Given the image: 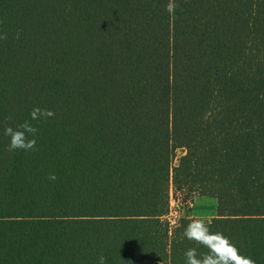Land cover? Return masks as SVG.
I'll return each mask as SVG.
<instances>
[{
  "label": "trees",
  "instance_id": "trees-1",
  "mask_svg": "<svg viewBox=\"0 0 264 264\" xmlns=\"http://www.w3.org/2000/svg\"><path fill=\"white\" fill-rule=\"evenodd\" d=\"M188 250L264 264V0H0V264Z\"/></svg>",
  "mask_w": 264,
  "mask_h": 264
},
{
  "label": "rangeland",
  "instance_id": "rangeland-1",
  "mask_svg": "<svg viewBox=\"0 0 264 264\" xmlns=\"http://www.w3.org/2000/svg\"><path fill=\"white\" fill-rule=\"evenodd\" d=\"M180 155L181 153H179ZM176 198L177 200H175ZM176 198L171 201L170 214L164 218V220H169V224L173 228L183 218L189 219L193 223L206 224L218 215L215 198L196 196L192 202H188L185 196L181 194H178ZM154 264L162 263L156 262Z\"/></svg>",
  "mask_w": 264,
  "mask_h": 264
},
{
  "label": "clouds",
  "instance_id": "clouds-1",
  "mask_svg": "<svg viewBox=\"0 0 264 264\" xmlns=\"http://www.w3.org/2000/svg\"><path fill=\"white\" fill-rule=\"evenodd\" d=\"M174 5L170 2L167 5L166 10L171 13L174 9ZM11 147H23L22 145H17L15 141H13ZM185 236H187L189 239H196L200 240L202 242L207 243V236H208V230L202 223H193L188 226V228L185 230ZM209 247L212 248V251L216 253L217 257H219L221 254L225 252V249L223 247H212V245H209ZM185 255L188 257L187 264H197V261L193 259V251L188 250ZM98 264H105V257L100 256L98 257ZM203 264H214L212 259L210 257H205L203 260ZM219 264V262H217ZM223 264H228V261H223Z\"/></svg>",
  "mask_w": 264,
  "mask_h": 264
},
{
  "label": "built area",
  "instance_id": "built-area-1",
  "mask_svg": "<svg viewBox=\"0 0 264 264\" xmlns=\"http://www.w3.org/2000/svg\"><path fill=\"white\" fill-rule=\"evenodd\" d=\"M169 221V220H168Z\"/></svg>",
  "mask_w": 264,
  "mask_h": 264
}]
</instances>
